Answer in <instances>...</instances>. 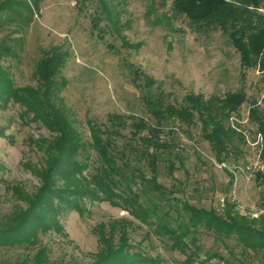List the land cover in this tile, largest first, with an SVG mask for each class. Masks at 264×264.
<instances>
[{
	"label": "rangeland",
	"instance_id": "374dc122",
	"mask_svg": "<svg viewBox=\"0 0 264 264\" xmlns=\"http://www.w3.org/2000/svg\"><path fill=\"white\" fill-rule=\"evenodd\" d=\"M19 1L22 7H16V13H0V46L11 49L0 62L17 87L37 86L35 70L44 51H67L62 71L67 85L60 98L85 142L90 141L89 120L106 124L109 115L116 114L126 118L128 124L131 118L152 122L146 106L148 96L160 97L166 105H180L188 94L223 99L245 90L248 101L230 119L246 136L245 145L236 142L242 149L241 156L233 154L220 163L204 140L200 125L187 128L167 121L161 137L172 142L173 148L161 153L159 182L173 193L170 196L188 200L200 209L221 211L224 202L230 200L240 214L249 217L264 211V185L248 170L262 160L263 139L249 116L254 100L264 107V72L242 66L241 54L229 32L219 27L200 28L185 16L176 15L173 0L10 2ZM262 8L264 14V3ZM124 42L139 47H127ZM132 69L155 83L146 87L142 76L137 86ZM23 111L13 103L0 110V222L27 207L22 195L36 193L40 180L34 169L45 161L40 145L53 137L40 124L23 119ZM129 132L130 128L123 131L125 138L119 145L136 144L137 139H130ZM170 163L174 164L172 175L168 172ZM144 171L149 178V170ZM141 200L148 204L143 194ZM83 207V215L76 211L60 215L59 230L38 235L35 249L45 247L50 263L92 262L100 250L97 228L122 219L132 224L131 242L152 258H161L159 264H180L184 260L183 255L169 251L150 227L120 208L89 200ZM198 237L200 258L207 259L205 264H264V252L246 250L235 237L218 240L204 230ZM34 253V249L0 248V264H30L28 257Z\"/></svg>",
	"mask_w": 264,
	"mask_h": 264
},
{
	"label": "trees",
	"instance_id": "16d2710c",
	"mask_svg": "<svg viewBox=\"0 0 264 264\" xmlns=\"http://www.w3.org/2000/svg\"><path fill=\"white\" fill-rule=\"evenodd\" d=\"M10 1H0V13H16L14 9L22 7L20 1ZM263 3L264 0H173L172 9L176 15L185 16L200 28L219 27L229 32L231 42L241 54L242 66L264 72ZM124 45L139 47L127 42ZM10 52L9 47L0 46V61ZM68 56V52L60 48L44 51L36 65L37 86L23 88L15 85L0 62V110L11 103L18 104L24 109L23 119L29 118L53 135L40 145L45 161L40 168L34 169L40 180L36 193L22 195L27 207L0 222V248L34 249V255L28 257L30 264H52L45 247L35 249L38 235L59 230V217L67 211L83 215V204L89 200L108 202L150 227L169 251L184 256L180 264L206 263L207 259L200 258L198 237L203 230L218 240L235 237L246 250L255 254L264 252L263 217L256 219L240 214L236 203L230 200L224 202L221 211L197 208L188 200L170 196L173 193L159 182L161 153L173 148L172 142L161 137L167 121L187 128L200 125L204 140L211 145L220 163L233 154L241 156L242 149L236 142L245 145L246 136L238 128L239 124L230 119L248 101L245 90L228 94L223 99L188 94L180 105H166L162 98L148 96L146 106L152 122L131 118L128 124L126 118L116 114H110L106 124L89 120L90 141L85 142L60 98L67 85L62 71ZM132 74L137 86L142 76L146 87L151 88L155 83L137 70L132 69ZM249 117L257 124L258 134L263 139L260 161L264 164V107L257 106L254 100ZM128 128L130 139H137L136 144L119 145V140L125 138L123 131ZM144 168L149 170V178ZM173 171L174 164L170 163L168 172L172 175ZM256 177L264 185V172H258ZM142 194L148 204L142 202ZM130 225L125 219L101 224L96 230L100 250L88 264L161 263V258H152L139 244L131 242Z\"/></svg>",
	"mask_w": 264,
	"mask_h": 264
},
{
	"label": "built area",
	"instance_id": "2783aa9c",
	"mask_svg": "<svg viewBox=\"0 0 264 264\" xmlns=\"http://www.w3.org/2000/svg\"><path fill=\"white\" fill-rule=\"evenodd\" d=\"M248 170L254 172V175H256L258 172H264V164L260 160H258L256 162L255 166L248 167ZM262 212H264V211H261L259 213L258 212L251 213L250 215H251L252 218H256L257 219V218L260 217Z\"/></svg>",
	"mask_w": 264,
	"mask_h": 264
}]
</instances>
